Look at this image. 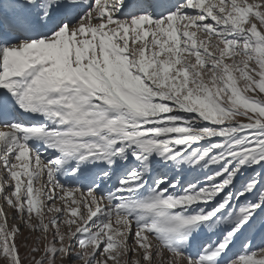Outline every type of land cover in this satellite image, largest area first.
<instances>
[{
	"label": "snow or ice",
	"instance_id": "1",
	"mask_svg": "<svg viewBox=\"0 0 264 264\" xmlns=\"http://www.w3.org/2000/svg\"><path fill=\"white\" fill-rule=\"evenodd\" d=\"M21 228L30 264H264V0H0V264Z\"/></svg>",
	"mask_w": 264,
	"mask_h": 264
},
{
	"label": "rangeland",
	"instance_id": "2",
	"mask_svg": "<svg viewBox=\"0 0 264 264\" xmlns=\"http://www.w3.org/2000/svg\"><path fill=\"white\" fill-rule=\"evenodd\" d=\"M23 235L17 240L20 245V255L23 258V264H30L31 255H39L38 253H30V246H34V234H31L28 230L21 228ZM27 237V239H25ZM43 248V243L39 245Z\"/></svg>",
	"mask_w": 264,
	"mask_h": 264
}]
</instances>
